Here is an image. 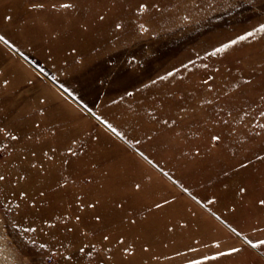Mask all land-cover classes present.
<instances>
[{
  "label": "rangeland",
  "instance_id": "rangeland-1",
  "mask_svg": "<svg viewBox=\"0 0 264 264\" xmlns=\"http://www.w3.org/2000/svg\"><path fill=\"white\" fill-rule=\"evenodd\" d=\"M65 2L74 3L77 7H52L53 4ZM33 3L44 4V8L30 7ZM140 3H147L149 7L139 10ZM245 10L247 8L236 6V0H227L223 5L220 0H0V32L5 33L19 48V52H15L0 41V80L8 78L11 81L7 89H0V117L5 125L12 127L16 123L19 127L22 116L38 118L28 116L37 104V97L49 96L51 104L48 105V116L42 119L40 128L28 125L22 131L34 132L42 143L52 142L49 129L53 126L62 132L71 130L82 139H89L86 132L98 133L102 138L98 145L89 140L94 151L80 160L74 159L64 174L74 172L82 179L93 171L98 180L104 183L100 172L110 167L113 177L118 175L128 162V154L134 153V149L107 132L94 116L78 109V101L61 92L51 76L55 75L60 83L74 91L93 113L104 115L114 125H120V130L130 139L142 136L149 129L153 132L157 130L147 115L149 108L159 117L161 112L157 109L161 102L165 104L168 114H175L178 111L176 105L180 104L188 109L187 113L181 114L183 120L180 121V128L176 129L181 135L174 136L170 132L154 135L152 140L143 143L142 150L150 151L165 171H170L185 186L190 185L193 195L203 198L212 192L220 194L221 202L210 205L213 212L219 211L246 235L264 238V232L251 231L253 226L264 227V210L257 208L251 197H245L243 207L235 214L223 210V206L232 199V193H225L221 188L222 182H229L228 178L218 177L222 167L233 163L227 153L217 148L211 156L196 161L181 156L182 152L190 151L194 145L203 147L209 142L210 134L216 133L223 136L226 146L237 149V158L244 155L251 157L253 152L260 153L264 149V136L246 139L255 123H264V119H253L258 117L255 106L247 117L241 115L243 124L236 123L231 128L213 124L216 117L211 107L197 108L201 97L207 95L209 99L212 98L211 91L202 85L207 75L216 77L213 88L226 91V86L238 75V67L247 69L253 62L264 59V33H256L254 37L239 41L225 54L205 55L212 46L242 35L244 30L258 22L264 23V13L244 16ZM99 12H104L106 21L96 22ZM8 16L12 19H6ZM254 18L258 21H251ZM113 21L124 24V28L115 29ZM83 23L89 25L86 30L80 27ZM70 44L77 48L79 58H76L77 53L69 54ZM49 48L52 49L51 59ZM241 58L243 65L237 63ZM65 59L68 60L67 64L64 63ZM32 60L39 63L47 75L37 70L31 64ZM203 65L208 67L204 68ZM216 67L220 68V72L215 71ZM167 72H172L168 80H156L158 75L164 76ZM27 79H32L34 83L28 84ZM129 92L131 96L127 95ZM169 92L175 96H167ZM249 96L255 98V93L250 92ZM193 108L197 110L192 111ZM14 134L18 133L14 131ZM0 141L10 145L9 151L12 153H0V169L19 163L16 157L22 158L20 150L25 143L12 142L3 133H0ZM26 143L28 147H41V143L35 139ZM57 151L63 153V148ZM59 159L60 156H57ZM89 159L99 161L96 170L86 167ZM145 168L153 177L149 200L170 198L171 195H176L178 199L165 212L136 229L141 236V240L136 242V254L124 260L123 264H185L187 259H200L202 254L211 256L217 250L224 251L227 247L241 245V237L216 220L178 185L158 169L148 165ZM255 168L260 171H253ZM209 176L214 181L211 185L207 182ZM238 178L252 186L254 195L264 193V165H252ZM78 190L72 186L64 198L70 202L72 193ZM60 199L57 197L54 201L57 211L64 207ZM192 212L196 215L193 216ZM180 218L187 221V227L177 224L174 231L165 230L167 219L175 223ZM36 224L40 226L41 221L36 219ZM51 231L55 230L45 227L44 232H39L38 228L36 234L27 235L37 239V243L47 241L51 245L56 243L51 240ZM56 234L58 240L67 243L62 233ZM145 239L151 244L147 252L140 247ZM214 239L221 242L220 249L212 244ZM23 244L25 241L18 237L16 231H0V264H22V260L28 259L22 252ZM176 252L180 255H176ZM260 252H264V249L258 252L245 245L242 253L203 261V264H264V255H260ZM36 259L43 260L44 264H57L58 260L59 264H63L58 256H51L47 252ZM120 259L117 252V261ZM92 264H96V261L93 260Z\"/></svg>",
  "mask_w": 264,
  "mask_h": 264
},
{
  "label": "snow or ice",
  "instance_id": "snow-or-ice-1",
  "mask_svg": "<svg viewBox=\"0 0 264 264\" xmlns=\"http://www.w3.org/2000/svg\"><path fill=\"white\" fill-rule=\"evenodd\" d=\"M30 7L42 9L44 4L33 3ZM52 7L75 9L77 5L65 2L59 5L53 4ZM148 7L147 3L138 5L139 10H146ZM153 7H159V5H153ZM187 18L185 17V19ZM6 19L11 20L12 17L8 16ZM104 21H106L104 12L97 13L96 22ZM113 25L115 29L122 30L124 28V24L117 21H113ZM80 27L86 30L89 25L83 23ZM256 33H264V23L258 22L257 25L244 30L242 35H236L235 38H229L227 42H220L218 46H212L211 51H206L205 55L225 54L239 41L254 37ZM0 41H3L11 50L19 52L17 44L5 33L0 32ZM68 47L70 49L69 54L77 53L75 46L70 44ZM51 53L52 49L49 48V59H51ZM76 58H79V53H77ZM64 63L67 64L68 60L65 59ZM237 63L243 65V58ZM31 64L41 73H44V69L35 60H32ZM203 67L207 68L208 65H203ZM215 71L220 72V68L216 67ZM236 71L238 75L230 82L229 86H226V91L223 88H213V82L216 80L214 75L209 74L202 81V85H206L207 90L211 91L212 98L209 99L207 95H204L198 100L197 108L211 107V112L216 117L213 121L214 125L231 128L233 124H243L244 120L241 115L247 117L254 106L258 112V117L253 119H264V59L258 63L253 62L247 69L238 67ZM44 74L47 75V73ZM171 75L172 72H167L164 76L158 75L156 80L165 81ZM51 80L61 92L67 93L69 97L78 101L76 104L78 109L94 116L107 132L123 142L125 146L134 149V153L128 154L127 164L115 177L112 175L113 169L105 167L100 172L104 183L98 180L93 171H89L82 179L74 172L65 175L64 173L68 171V166L74 159L80 160L89 152L94 151L89 140L98 145L102 138L98 133L86 132L85 135L89 139H82L71 130L62 132L61 129L53 126L49 129L52 142L42 143L34 132L22 131V128L28 125L37 129L40 128L42 119L48 116L50 98L47 95L37 97L36 106L28 113L29 117L36 116L38 118L28 119L22 116L19 127L16 123L12 127L7 125L0 127V133L5 134L12 142L25 143L24 148L20 150L23 153L22 158L21 156L16 157L19 163H12L8 168L0 169V231L11 229L17 232L21 240L25 241V244L22 245V252L28 259L22 260V264H44L43 260L36 259L44 252L51 256H58L63 264H92L93 260L96 261V264H123L124 260L133 257L137 250L136 242L141 240L136 229L153 220L158 214L165 212L178 199L176 195H171L170 198L148 199L150 196L149 187L153 177L147 172L145 165L158 169L197 204L207 209L216 220L227 225L232 233L242 238L240 246H230L224 251L217 250L211 256L202 254L200 259H187L185 264H203V261L215 260L225 255L239 254L245 251V245L258 252L264 249V238L246 235L239 227H234L232 223H229L219 211L213 212L210 205H217L221 202L220 194L212 192L203 198L199 195H193L190 185L185 186L170 171H165V168L161 167L150 151L142 150L143 143L152 140L154 135L159 136L163 132H170L174 136H180L181 133L176 129L180 128V121L183 120L181 114L187 113V108L177 104L178 111L175 114H168L165 110V104L161 102L157 109L161 112L159 117L154 115L152 109L149 108L147 115L150 117V122L157 126V130L153 132L149 129L142 136H133L130 139L124 131L120 130V125H114L104 115L93 113L84 100L60 83L55 75L51 76ZM26 82L28 84L34 83L32 79H27ZM10 85V79L0 80V89H7ZM250 92L255 93V98L249 96ZM127 95L131 96L132 93L129 92ZM166 95L175 96L171 92ZM180 99L183 100L184 97L181 96ZM197 108H193L192 111H196ZM14 131L18 134H14ZM253 136H264V123H255L246 139ZM34 139L37 143H41L39 149L35 146H27L26 142ZM9 147L10 145L0 141V153L11 155ZM58 148H63V153H58ZM217 148L227 153L233 160V163L222 167L218 173V177L228 178L229 181L221 183L222 191L232 193V199L223 206V210L229 214L237 213L243 207L242 202L245 201V197H251L252 203L257 208L264 210V193L254 195L252 186L238 178L252 165H264V149L260 153L253 152L251 157L244 155L237 158V149L226 146L223 136L216 133L210 134L209 142L203 147L199 144L194 145L190 151L182 152L181 156L188 157L193 161L203 160L211 156ZM57 156H60L59 160H57ZM86 167L96 170L99 167V161L89 159ZM253 171L259 172L260 169L255 168ZM207 182L210 185L214 183L211 176L208 177ZM72 186H76L79 190L72 193L70 202H68L64 197ZM57 197L61 198L60 202L64 205L63 209L59 211L55 210L54 207V201ZM192 215L195 216L196 213L192 212ZM36 219L41 221L40 226L36 224ZM177 224L187 227V221L184 218H180L175 223L171 219H167L164 223L165 230L172 232ZM45 227L49 230H55L51 231L50 235L51 240L56 241V243L51 245L47 241L37 243V239L27 235V233L36 234L38 228L39 232H44ZM251 231L264 232V227L253 226ZM57 232L64 235L67 243L57 239ZM212 244L215 245L216 249L221 247L219 240L214 239ZM140 247L147 252L151 244L149 240L145 239L141 242ZM117 252L121 258L119 262L117 261ZM175 254L180 255L179 252ZM259 254L264 255V252ZM57 264H59V260Z\"/></svg>",
  "mask_w": 264,
  "mask_h": 264
},
{
  "label": "crops",
  "instance_id": "crops-1",
  "mask_svg": "<svg viewBox=\"0 0 264 264\" xmlns=\"http://www.w3.org/2000/svg\"><path fill=\"white\" fill-rule=\"evenodd\" d=\"M225 1L227 0H220V4L223 5ZM236 6L243 9L247 8V10L243 11L244 16H259L261 13H264V0H236ZM248 8L251 10L249 11ZM251 21L255 22L258 19L254 18Z\"/></svg>",
  "mask_w": 264,
  "mask_h": 264
},
{
  "label": "bare ground",
  "instance_id": "bare-ground-1",
  "mask_svg": "<svg viewBox=\"0 0 264 264\" xmlns=\"http://www.w3.org/2000/svg\"><path fill=\"white\" fill-rule=\"evenodd\" d=\"M36 89V88H35ZM2 93H3V91H2ZM3 94H5V93H3ZM2 94V95H3ZM1 95V96H2ZM53 103V102H52ZM51 104V103H50ZM52 116V115H51ZM0 125L2 126V125H5V122H4V120L0 117Z\"/></svg>",
  "mask_w": 264,
  "mask_h": 264
}]
</instances>
